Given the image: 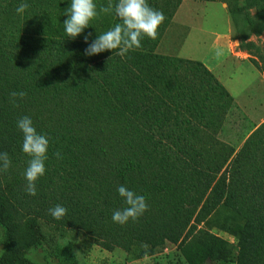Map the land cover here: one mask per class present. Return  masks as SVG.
I'll return each mask as SVG.
<instances>
[{
  "label": "trees",
  "instance_id": "trees-1",
  "mask_svg": "<svg viewBox=\"0 0 264 264\" xmlns=\"http://www.w3.org/2000/svg\"><path fill=\"white\" fill-rule=\"evenodd\" d=\"M21 2L30 7L17 14ZM70 2L0 0V151L12 161L0 174V264H38L26 253L40 244L59 264H78L71 244L41 222L136 257L160 239L187 264H264V120L224 141L219 134L237 106L227 88L201 61L155 51L182 0H147L166 17L159 36L123 57L84 54V35L91 33L90 44L110 30L119 22L114 13L75 40L65 35ZM94 2L98 10L108 4ZM254 5L261 1L233 0L229 10L259 34L264 12L252 17ZM258 58L251 61L264 73V47ZM12 91L27 93L18 107L9 103ZM25 115L49 138L34 197L25 192L29 157L17 128ZM120 185L148 204L124 226L112 220L126 206ZM57 204L68 210L61 220L48 212Z\"/></svg>",
  "mask_w": 264,
  "mask_h": 264
},
{
  "label": "rangeland",
  "instance_id": "rangeland-1",
  "mask_svg": "<svg viewBox=\"0 0 264 264\" xmlns=\"http://www.w3.org/2000/svg\"><path fill=\"white\" fill-rule=\"evenodd\" d=\"M232 1L182 0L155 51L178 56L184 48V55L192 59L202 60L209 56L222 61L227 54L219 49L217 44L225 39L227 48L231 53H235L237 60L246 58L248 63L263 74V69L254 65L251 59H257L261 64L258 53L262 52L264 47V30L254 34L248 25L237 20L238 16L229 10V3ZM260 1L261 6L254 5L249 9L252 17L261 11L264 12V0ZM216 63L215 61L214 64ZM251 77V72L244 69L232 77L233 86L240 88L246 83L251 93L249 95L248 91H245L246 95L240 99L235 93L236 90H231L237 106L229 112L224 128L219 134L226 142L233 143L249 127L257 126L264 120V87L257 76L254 80L257 81L256 85L251 84ZM252 86L253 90H250ZM41 226L45 232L55 235L61 244H71L78 264H187L175 245L160 239L151 244L144 255L136 257L133 251L126 252L119 248L106 250L84 239L79 231L68 228L57 230L44 222H41ZM213 231L230 243L235 242L226 232L218 229ZM2 233L3 229L0 228V237ZM26 256L38 264H59L45 244L31 247Z\"/></svg>",
  "mask_w": 264,
  "mask_h": 264
},
{
  "label": "clouds",
  "instance_id": "clouds-1",
  "mask_svg": "<svg viewBox=\"0 0 264 264\" xmlns=\"http://www.w3.org/2000/svg\"><path fill=\"white\" fill-rule=\"evenodd\" d=\"M29 7L28 3L21 2L16 12L23 14ZM112 13L119 20L114 27L97 35L90 44L88 40L91 33L84 35V42L88 45L84 50L86 56L115 51L117 55L123 57L130 51L140 49L145 38L155 41L159 36V27L166 19L163 12L150 7L147 0H117L115 4L113 0H108L107 6L101 5L99 10L94 0H71L69 7L64 11V15L67 16V19L63 21L65 35L75 40L101 14ZM26 95L25 91H12L9 93V103L18 107V101L23 100ZM17 128L23 135L22 151L29 157L28 166L24 172L25 192L34 197L37 195L36 182L47 171L45 161L48 159L49 138L45 134L38 133L31 117L26 115L17 120ZM55 155L58 158L60 156L59 153ZM11 165L9 154L0 151V174H6ZM117 191L126 206L113 212V222L121 226L129 221L137 222L148 210L145 197L129 190L124 185L118 186ZM67 211L60 204L48 210L49 215L55 220H61ZM142 247L147 248L148 245L142 244Z\"/></svg>",
  "mask_w": 264,
  "mask_h": 264
},
{
  "label": "crops",
  "instance_id": "crops-1",
  "mask_svg": "<svg viewBox=\"0 0 264 264\" xmlns=\"http://www.w3.org/2000/svg\"><path fill=\"white\" fill-rule=\"evenodd\" d=\"M189 35V33H188ZM190 36V35H189ZM187 41V38L185 40V43ZM185 46V45H184ZM217 47L219 49H221L224 53H226L227 55L225 56V60L221 59H216L214 57H209L206 56L204 57L201 61L209 70L212 71V73L216 76V78L227 88V90L231 93V90L235 93H237L238 97L243 98L245 94V91H248L249 95L251 92H249L248 90V86H246L247 84L245 83L242 87L238 88L232 85V77L235 73H240V71H242V69L244 70H248L249 72H251V84L256 85L257 81H254L256 76L259 78V82L263 85L264 87V73L262 74L260 71L257 70V68H255L254 66H252L250 64V62L248 63L245 60H237L238 58L234 57L235 53H231V51H229V49L227 48V42L225 41V39L220 42L219 44H217ZM216 47V48H217ZM184 48L180 51V53L178 54V56L180 57H185V58H190L188 56L184 55ZM245 53V52H243ZM246 54V53H245ZM248 55V54H246ZM211 60H210V59ZM232 58H235L236 60H233ZM192 59V58H190ZM217 62L216 64H214V62ZM246 61V62H245ZM250 90H253V86L252 88H249ZM239 92V94H238ZM253 92V91H252ZM233 96V95H232Z\"/></svg>",
  "mask_w": 264,
  "mask_h": 264
}]
</instances>
